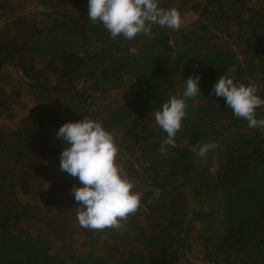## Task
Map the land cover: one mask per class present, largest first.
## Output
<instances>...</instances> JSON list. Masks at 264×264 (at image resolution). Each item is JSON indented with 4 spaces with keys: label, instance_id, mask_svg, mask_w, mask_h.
Masks as SVG:
<instances>
[{
    "label": "trees",
    "instance_id": "trees-1",
    "mask_svg": "<svg viewBox=\"0 0 264 264\" xmlns=\"http://www.w3.org/2000/svg\"><path fill=\"white\" fill-rule=\"evenodd\" d=\"M158 6L181 27L126 40L87 18L88 0H0V264H264V131L213 92L226 73L264 99V0ZM190 76L200 93L162 154L155 112ZM83 117L115 132L142 193L124 231L78 224L56 133Z\"/></svg>",
    "mask_w": 264,
    "mask_h": 264
},
{
    "label": "clouds",
    "instance_id": "clouds-1",
    "mask_svg": "<svg viewBox=\"0 0 264 264\" xmlns=\"http://www.w3.org/2000/svg\"><path fill=\"white\" fill-rule=\"evenodd\" d=\"M159 0H88V15L94 24H102L111 38L123 36L134 39L139 34L148 35L152 25L178 30L181 14L176 8L164 9ZM200 77L186 79V89L181 97L173 95L155 112V122L167 133L164 145L175 147L177 132L182 129L186 116V99L200 93ZM82 84V81H81ZM217 97H222L233 114L248 122L249 128L264 131V118H256V109L264 106V99L254 83L234 82L222 74L213 86ZM66 143L60 154L61 171L78 178L82 186H72L78 204L77 221L85 229H127L128 217L140 207L142 193L135 191V182L118 162L120 147L114 131L107 130L102 122L90 117L64 123L56 133ZM198 147V154L218 147L214 143ZM196 150V149H194Z\"/></svg>",
    "mask_w": 264,
    "mask_h": 264
},
{
    "label": "rangeland",
    "instance_id": "rangeland-1",
    "mask_svg": "<svg viewBox=\"0 0 264 264\" xmlns=\"http://www.w3.org/2000/svg\"><path fill=\"white\" fill-rule=\"evenodd\" d=\"M186 15H187V14H184V17H185ZM188 19H189V17H187L186 20H184V24H186V25L189 24V22L186 23ZM71 215H72V214H71ZM71 215H70V216H71ZM77 238L82 239L81 236H77Z\"/></svg>",
    "mask_w": 264,
    "mask_h": 264
}]
</instances>
